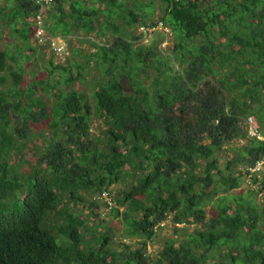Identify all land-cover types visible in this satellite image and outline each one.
I'll use <instances>...</instances> for the list:
<instances>
[{
  "label": "trees",
  "instance_id": "trees-1",
  "mask_svg": "<svg viewBox=\"0 0 264 264\" xmlns=\"http://www.w3.org/2000/svg\"><path fill=\"white\" fill-rule=\"evenodd\" d=\"M36 12L0 0V264H264V165L249 171L264 141L245 121L264 134V0H56L46 30L94 48L52 56L27 83ZM160 22L178 66L157 48ZM250 175L258 189L232 192ZM87 192L121 216L120 235ZM169 219L182 236L150 251Z\"/></svg>",
  "mask_w": 264,
  "mask_h": 264
},
{
  "label": "rangeland",
  "instance_id": "rangeland-1",
  "mask_svg": "<svg viewBox=\"0 0 264 264\" xmlns=\"http://www.w3.org/2000/svg\"><path fill=\"white\" fill-rule=\"evenodd\" d=\"M158 1V4H160V0H157ZM2 2H4V0H2ZM3 23V22H1ZM165 27L166 25L163 26V32H165ZM133 32H137V31H140L143 26H135L133 27ZM170 31V28L167 27ZM0 34L3 36L2 37V44L3 46H6L8 43H10L11 41V36H10V27L9 25H2L0 27ZM162 31V30H161ZM161 33V35H156L157 37H160L162 36L164 39L162 41L159 42V44L157 45V48L159 49L160 53L162 55H164V59L167 60V61H171L172 63H174L176 66H178V64L175 62V60L172 58V50H171V44H173V38H170V34L164 35ZM170 36V37H169ZM149 36H145L144 38V41L143 43H147V38ZM87 39V38H86ZM82 40L81 38H78V37H75V36H71V37H68L67 38V58L63 59V58H59L56 56V54H54V52L50 49H48V47H46L45 45H36L35 46V50H27L26 49V53L28 54H31L33 55L32 56V59H25V57H20V62L25 65V68H26V74H25V77H26V82L27 83H30L31 80L33 78H41V77H46L49 73L48 69L49 68H52V64L50 63V58L53 56V61L55 64L57 63H64V64H68L69 62L71 63L72 61H75L76 59H80L82 56H80L79 54H75L74 53V47L75 48H81L85 51H89L91 49V51L93 50V46L91 45L90 41L88 40ZM34 42L35 39H34ZM153 42V40H152ZM34 47V46H33ZM16 50V48H15ZM95 50V49H94ZM169 56V57H168ZM171 58V59H170ZM67 60V61H66ZM66 61V62H65ZM90 71L88 75V80L85 82V85L84 87L80 84L78 85V89H82L83 87V90H85L88 95H89V98L91 96V90L93 88V84L95 83L96 85V82H94V80L98 77V68H97V65L95 62H92L90 63ZM75 70V68H73ZM59 73L58 71H56V74ZM52 81H53V77H51ZM84 84V83H83ZM75 88H77V85L75 84ZM92 99V97L90 98ZM94 104V103H92ZM93 116V121L96 123V121H98V118L95 117V114L92 115ZM46 125H44V128L41 132V134H46L44 137H48V132H49V129L48 127H45ZM47 131V133L45 132ZM43 137V139H44ZM252 138V137H251ZM34 141V140H33ZM35 141H39L38 139H35ZM239 142L243 143L244 141L243 140H240ZM222 157H226V156H230L227 152H223L222 154ZM221 162L223 163L224 160L222 159ZM241 167V166H240ZM25 166L20 163V169L24 170ZM252 176L250 175L249 177L247 178H244V181L241 185V187L239 189H236L232 192H236V193H240L243 191V193L245 194H249L250 192V188H254L255 189H258V187L251 182V179ZM122 185L121 184H118V185H114V189L115 190H118V188H120ZM85 197L86 199H88V201H94L97 197V194L95 193H90V192H87L85 193ZM263 194H259V198H263ZM106 200V199H105ZM261 201V200H260ZM258 200V202H260ZM96 204H95V215H93L92 217H96L99 219H102L104 225H108V226H114L115 227V234H116V237L118 235H120L122 233V229H123V223L121 222V216H115L112 211H111V207H107L104 202H102L101 200H95ZM86 204V202H84ZM110 205H114V203H110ZM124 207H121V210H123ZM78 210L80 211H83L84 214L86 215L87 213H89V210L86 208V207H83V203H80L79 206H78ZM214 213L211 211V214ZM83 218H86V217H83ZM183 225V224H182ZM180 225V226H182ZM107 228V227H106ZM182 235H180L179 233H176L175 231V226H174V223L169 219L168 221L164 222L161 224V227H158V230H157V233H156V236L153 238V240L151 242H149L148 244V248L150 251H153V252H158L160 251L165 243L169 240V239H172V238H177V237H180ZM132 243H134L132 241ZM211 264V263H209Z\"/></svg>",
  "mask_w": 264,
  "mask_h": 264
},
{
  "label": "built area",
  "instance_id": "built-area-1",
  "mask_svg": "<svg viewBox=\"0 0 264 264\" xmlns=\"http://www.w3.org/2000/svg\"><path fill=\"white\" fill-rule=\"evenodd\" d=\"M37 6V12L35 15V24L36 29H34V39L36 43L40 45H45L48 47V49L52 50L54 54H56L59 58H65L67 55V38L61 37V36H52L47 30L45 26V16L46 11L49 7H51L52 4L55 3L56 0H30ZM163 22H160L158 24V28L163 30ZM144 28V27H143ZM142 28V29H143ZM153 28L151 27H145L144 31L146 35L147 33L152 31ZM169 29L165 27V32L168 33ZM148 41V39H147ZM254 116L250 115L245 121L248 126V136L251 138H258L262 141H264V134L262 133L259 125L254 120ZM264 165V160H258L253 167L249 168V171H251V174H255L262 170ZM107 201L110 200L109 193L104 192L103 196Z\"/></svg>",
  "mask_w": 264,
  "mask_h": 264
},
{
  "label": "water",
  "instance_id": "water-1",
  "mask_svg": "<svg viewBox=\"0 0 264 264\" xmlns=\"http://www.w3.org/2000/svg\"><path fill=\"white\" fill-rule=\"evenodd\" d=\"M13 117H14V123L18 126H22L23 124V118L21 115H18V114H12Z\"/></svg>",
  "mask_w": 264,
  "mask_h": 264
}]
</instances>
